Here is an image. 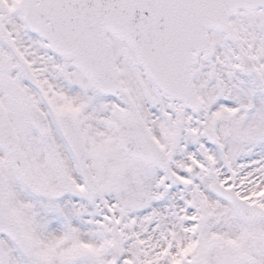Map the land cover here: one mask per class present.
<instances>
[{
    "label": "snow or ice",
    "instance_id": "obj_1",
    "mask_svg": "<svg viewBox=\"0 0 264 264\" xmlns=\"http://www.w3.org/2000/svg\"><path fill=\"white\" fill-rule=\"evenodd\" d=\"M0 264H264V0H0Z\"/></svg>",
    "mask_w": 264,
    "mask_h": 264
}]
</instances>
